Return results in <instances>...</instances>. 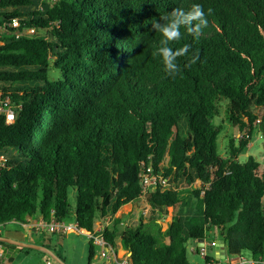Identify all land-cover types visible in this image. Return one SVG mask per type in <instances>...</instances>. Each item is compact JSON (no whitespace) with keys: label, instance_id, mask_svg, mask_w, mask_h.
I'll return each instance as SVG.
<instances>
[{"label":"trees","instance_id":"obj_1","mask_svg":"<svg viewBox=\"0 0 264 264\" xmlns=\"http://www.w3.org/2000/svg\"><path fill=\"white\" fill-rule=\"evenodd\" d=\"M194 3L208 25L198 39L181 27L169 46L191 49L169 77L153 56L162 36L151 21ZM6 8L3 18L40 34L0 40V91L21 105L12 124L0 116V225L63 220L71 189L74 221L90 234L138 199L149 163L171 185L147 195L152 214L198 204L170 216L164 235L154 220L151 231L141 222L121 230L115 219L104 238L132 264H188V245L210 228L228 256L264 257V169L253 157L238 161L254 130L264 146V0H0ZM216 118L238 133L224 158Z\"/></svg>","mask_w":264,"mask_h":264},{"label":"rangeland","instance_id":"obj_2","mask_svg":"<svg viewBox=\"0 0 264 264\" xmlns=\"http://www.w3.org/2000/svg\"><path fill=\"white\" fill-rule=\"evenodd\" d=\"M49 74L52 78L57 77L56 72L50 69ZM221 118H216L215 121L220 125V136L218 138V154L220 157L227 156V138L238 137V133L235 129L231 128L227 123L220 120ZM226 137V138H225ZM247 157H253L260 165L261 169H264V146H262V141L260 135L254 130L252 139L248 143L245 151L238 157V161L242 162ZM69 202L71 204V213L63 219L65 223H74L73 216V206H74V193L69 190ZM191 206H178L175 209L167 210L165 215L159 213L152 214L149 206L146 202L142 200L134 201L130 207L128 205L120 207L115 214V218L119 220L121 230L129 227H136L141 222L147 229L151 231L155 230V226L152 220L156 224L160 225L161 233L164 235L167 228V222L170 216L174 214H180L186 216L193 214L197 209V201L192 199L190 202ZM186 211V213H184ZM186 214V215H185ZM157 229V228H156ZM28 230L24 229L21 223L17 221H11L4 225H0V236L17 240L23 243H33L34 240L28 235ZM219 238L220 234L217 230L210 228L205 233V241L209 242L213 238ZM164 241L167 242V237H163ZM37 245L45 247L51 254L64 264H113L112 261H108L107 258H101L99 256V249L97 247H92L93 257L91 262H88V251H89V240L86 235L78 233L76 231L69 232L65 235L53 234V235H42L40 241ZM118 252H121L120 245ZM6 250V260L9 264H41L45 258L53 260L52 256L49 254L39 251V250H28L27 253L22 251L19 247L5 248ZM121 250V251H120ZM246 255H250L245 252ZM212 256L211 253H208ZM229 257V256H228ZM212 258V257H211ZM187 259L189 264H204L203 258L199 255L191 253L187 250ZM223 263V260H221Z\"/></svg>","mask_w":264,"mask_h":264},{"label":"built area","instance_id":"obj_3","mask_svg":"<svg viewBox=\"0 0 264 264\" xmlns=\"http://www.w3.org/2000/svg\"><path fill=\"white\" fill-rule=\"evenodd\" d=\"M8 9H0V40L4 37H33L40 34V32L31 26H27L22 23L23 18H12L5 19L2 14L5 13ZM41 10V7H39ZM21 105H15L11 98L7 95H4L0 91V116L4 118V123L10 125L14 122L18 111L20 110ZM6 163V157L3 154H0V167H3ZM140 196L137 200H142L146 202L147 195L156 188L160 190L164 188L171 187L169 177H164L161 173L155 172L151 164H141L140 172ZM197 184V183H196ZM209 183L205 185L208 187ZM200 195H203V190ZM116 216H104L95 221V227L93 232L88 234L83 230H80L77 224L65 223L63 220H57L51 218L48 222L44 221L41 217H28L25 220V223H22V227L28 230L29 235L33 239H40L42 235H65L69 232L76 231L78 233L84 234L87 236L89 242L93 247L99 249V256L101 258H107L108 261H112L113 264H132L129 259V254L124 252L121 256H118L117 248L118 246L112 247L108 244L104 238L105 231L111 229L114 224ZM117 241V240H116ZM117 244V243H116ZM217 246V242L205 240L202 241V245L198 246L195 243L189 244L188 249L196 255H199L203 258H207L209 249H213ZM223 260V263H221ZM110 261V262H111ZM0 264H9L6 260V250L5 246L0 242ZM41 264H58L54 260L48 259L44 260ZM206 264V263H204ZM207 264H264V257H261L257 260L252 259L249 255L238 254L235 256H227L218 260L212 258Z\"/></svg>","mask_w":264,"mask_h":264},{"label":"clouds","instance_id":"obj_4","mask_svg":"<svg viewBox=\"0 0 264 264\" xmlns=\"http://www.w3.org/2000/svg\"><path fill=\"white\" fill-rule=\"evenodd\" d=\"M208 15H211L212 9H208ZM208 19L202 5L194 3L190 9L185 11L183 8H173L170 12L161 16L159 20L153 18L151 21L152 29L159 32L162 36L160 46L153 52V56H159L162 59L164 72L169 77H175L181 73V68L177 63L179 57L186 56L191 49V45L185 44L176 50H173L169 44L181 39V27L195 38H199L202 30L207 27ZM199 60V52L192 55L184 68H190Z\"/></svg>","mask_w":264,"mask_h":264},{"label":"water","instance_id":"obj_5","mask_svg":"<svg viewBox=\"0 0 264 264\" xmlns=\"http://www.w3.org/2000/svg\"><path fill=\"white\" fill-rule=\"evenodd\" d=\"M0 242L1 243L8 244V245H12V246L19 247L20 249L21 248H25V249L39 250V251L45 252V253L49 254L50 256H52L53 260L55 262H57L58 264H64L63 262H61L60 260H58L56 257H54L51 254V252H49L43 246H40V245H37V244H34V243H23V242H20V241H17V240H13V239L6 238V237H1V236H0ZM196 244L198 246L202 245V240L197 241ZM216 247H217V251H216V254H215V259L218 260L217 253H221L222 254V257H221V259H222L224 257V253H223V249L225 247L224 241L222 239L221 240H218ZM211 252H212V250H209V253H211Z\"/></svg>","mask_w":264,"mask_h":264},{"label":"crops","instance_id":"obj_6","mask_svg":"<svg viewBox=\"0 0 264 264\" xmlns=\"http://www.w3.org/2000/svg\"><path fill=\"white\" fill-rule=\"evenodd\" d=\"M132 203H129V205H128V207H130V205H131ZM127 205V204H126ZM125 205V206H126ZM29 235V234H28ZM34 240V244H37V242H39L40 241V239H33ZM218 240H221V238L219 237V238H213V239H211L210 241H215V242H217ZM117 243L119 244V242H118V240H117ZM190 244H193V243H190ZM120 245V244H119ZM118 248H119V246H118ZM118 248H117V253H118V256H121L123 253H120V252H118ZM120 248H121V246H120ZM122 250V249H121ZM120 250V251H121ZM210 250V249H209ZM212 250V252H211V254H212V256H210V257H212V258H214L215 259V254H216V251H217V247H215V248H213V249H211ZM121 252H125L124 250H122ZM191 253H193V252H191ZM223 253H224V257H227L228 255H227V251H226V247H224V249H223ZM194 254V253H193ZM196 255V254H195ZM217 255H218V258H220L221 259V257H222V254L221 253H217ZM188 264H189V261H188Z\"/></svg>","mask_w":264,"mask_h":264}]
</instances>
